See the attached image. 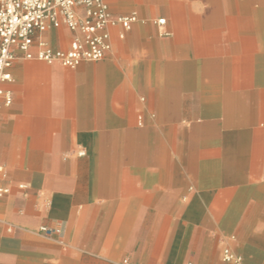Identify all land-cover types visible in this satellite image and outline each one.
I'll return each mask as SVG.
<instances>
[{
	"label": "crops",
	"instance_id": "0c3cea01",
	"mask_svg": "<svg viewBox=\"0 0 264 264\" xmlns=\"http://www.w3.org/2000/svg\"><path fill=\"white\" fill-rule=\"evenodd\" d=\"M107 2L102 59L9 69L0 264H264V0Z\"/></svg>",
	"mask_w": 264,
	"mask_h": 264
},
{
	"label": "built area",
	"instance_id": "2783aa9c",
	"mask_svg": "<svg viewBox=\"0 0 264 264\" xmlns=\"http://www.w3.org/2000/svg\"><path fill=\"white\" fill-rule=\"evenodd\" d=\"M136 21L134 13L112 15L107 0H0V108L11 103L4 83L10 80L9 69L17 59L58 62L71 68L85 60L98 61L109 47L108 27L119 26L123 38ZM164 23L163 18L156 20L159 26ZM62 26L73 36L67 48L53 49L40 35ZM5 192L0 187V195ZM222 259L242 264L241 257L228 248L222 250Z\"/></svg>",
	"mask_w": 264,
	"mask_h": 264
}]
</instances>
